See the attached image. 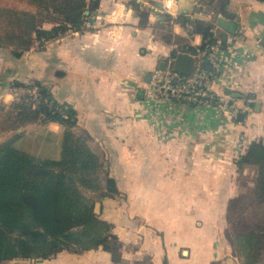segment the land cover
Listing matches in <instances>:
<instances>
[{
    "label": "crops",
    "instance_id": "crops-1",
    "mask_svg": "<svg viewBox=\"0 0 264 264\" xmlns=\"http://www.w3.org/2000/svg\"><path fill=\"white\" fill-rule=\"evenodd\" d=\"M111 1L120 12L114 23L105 14L115 8L110 0L86 10L81 26L93 23V16H108L99 30H66L19 56L13 48H0V106L8 109L15 102L13 83L38 81L54 102L75 112L73 130L87 134L93 151L107 159L105 168L120 191L98 202L99 214L102 207L105 211L102 219L113 224L123 243L121 263L237 264L228 257L227 207L245 191L243 182L251 186L255 174L248 167L240 172L238 156L252 141L264 140V2ZM162 13L176 21L160 20ZM219 18L237 24L228 34H242L236 48H226L227 31L218 26ZM196 20L214 25V43H220L223 56L214 92L245 95L232 97L245 114L243 121L240 114L233 118L215 106L157 102L144 94V83L163 63L167 66L174 51L193 55L203 46ZM50 24L45 30L54 28ZM164 31L171 36L164 37ZM19 129L25 143L38 144L33 149L49 138L59 143L65 131L54 121ZM18 130L0 132V143ZM67 252L16 264H120L102 249Z\"/></svg>",
    "mask_w": 264,
    "mask_h": 264
},
{
    "label": "trees",
    "instance_id": "trees-1",
    "mask_svg": "<svg viewBox=\"0 0 264 264\" xmlns=\"http://www.w3.org/2000/svg\"><path fill=\"white\" fill-rule=\"evenodd\" d=\"M16 1L19 3L0 0V48L13 46L17 56L38 42L56 38L59 31L70 26L80 30L86 10L96 9L99 3ZM23 4L34 11L21 9ZM45 22L56 26L45 30ZM194 23L206 40L201 48L214 44V25L201 20ZM15 84L37 86L40 96L37 100L15 101L8 109L1 105L0 132L51 121L64 125L65 131L59 143L49 138L38 149L25 148L24 133L0 143V264L50 259L63 251L102 249L114 257L119 255L123 243L114 233L113 224L95 212L96 201L84 190L98 192L100 198H114L120 191L90 147L88 135L73 130L75 112L69 107L59 111L63 105L54 102L50 89L38 81ZM236 164L240 172L248 167L255 174L251 186L243 182L245 191L228 203L227 221L231 224L233 218L249 217L252 212L256 219L254 226L227 238L241 257V264H264V140L252 141Z\"/></svg>",
    "mask_w": 264,
    "mask_h": 264
},
{
    "label": "built area",
    "instance_id": "built-area-1",
    "mask_svg": "<svg viewBox=\"0 0 264 264\" xmlns=\"http://www.w3.org/2000/svg\"><path fill=\"white\" fill-rule=\"evenodd\" d=\"M242 34L228 36L226 48L234 49L242 41ZM195 66L192 74H182L169 62L165 68H157L151 73L150 80L143 85L144 94L157 102L174 101L197 106H215L227 110L233 118H237L242 108L235 98L229 95H217L214 92V82L223 63L220 43L207 45L197 49L193 54ZM208 64V65H206ZM14 101L24 98L37 100V86H12ZM68 106L59 108V111Z\"/></svg>",
    "mask_w": 264,
    "mask_h": 264
},
{
    "label": "rangeland",
    "instance_id": "rangeland-1",
    "mask_svg": "<svg viewBox=\"0 0 264 264\" xmlns=\"http://www.w3.org/2000/svg\"><path fill=\"white\" fill-rule=\"evenodd\" d=\"M3 2H6V1H8V2H10V3H13V2H15L16 4H18L19 2H17L16 0H2ZM165 1V4H167L168 3V0H164ZM144 2H148V0H144ZM115 2H112L111 0H110V5H112L113 4V6L115 5L114 4ZM115 8L112 10H109V12H107V13H105V14H107L108 16H109V18H110V22H116L117 20H119V17H120V12H119V10H118V8H116V6H114ZM20 8L21 9H24V10H28V11H34V9H32V8H27V6H25L24 4L23 5H21L20 6ZM144 10V9H143ZM166 10V9H165ZM167 11V10H166ZM144 12V15H146V13L148 14V10L147 9H145V11H143ZM86 15H88L89 16V14H86ZM108 16H105V17H100V19H98L97 17H92V19L94 18V21H93V23H92V21L91 22H89L88 23V25H83V26H81V28L83 29H89V30H91L92 29V27L91 28H89V26H93V28H95V30L97 29V30H99V29H101L103 26H105V25H107V21H106V18H108ZM148 16V15H147ZM158 16H160L159 17V19L160 20H162V21H166L168 18L167 17H169V16H166V14L165 13H162V14H158ZM174 16V15H173ZM171 17H172V15H171ZM175 17H172V18H170V19H168V20H170L169 21V23L168 24H170L172 21H176V19H174ZM103 21V25L101 24V22ZM109 22V21H108ZM50 23H52V22H45L44 24H43V26H42V28L43 29H45V28H47V27H49V26H51V24ZM173 24V23H172ZM52 25L53 26H56V24H54V23H52ZM165 27V26H164ZM166 28V27H165ZM164 28V29H165ZM67 31H77V29H74V28H72L71 26L68 28V30ZM79 31H82V30H79ZM59 32H62L63 33V31H59ZM162 35L164 36V37H167V36H171L170 34H167V32L166 31H164V33H162ZM189 35H191V32H190V34ZM182 37H180V39H181ZM184 38V37H183ZM44 42H47V41H44ZM183 42H184V39H183ZM182 43V42H181ZM37 45H38V47H41V46H43L40 42H38V43H36ZM186 43H185V50H186ZM6 48H14L13 46H9V47H6ZM178 48V47H177ZM179 49V48H178ZM176 55H177V51H174V53H173V56H172V58H170V60L168 61V63L169 62H174V58L176 57ZM12 86H21V85H16L15 83H13L12 85H11V87ZM36 124V123H35ZM19 133H21V132H18V131H16V133H15V135L16 134H19ZM84 134V133H83ZM12 137V136H11ZM6 141V140H5ZM34 143H37V142H34ZM40 143V142H39ZM38 146V144H33V145H31V144H29V143H26L25 144V148H27V149H29V147H31L32 149H33V147H37ZM100 156V158H101V160H102V162L104 163V165H105V167H106V161H105V157L102 155V154H100L99 155ZM107 160V159H106ZM105 175V174H104ZM104 175L102 174V179H103V177H104ZM85 191V193H86V195L88 196V197H91L93 200H95L96 202H98V201H101L102 199H105V200H108L107 199V197H104V198H100V193H98V192H94V191H87V190H84ZM105 211L103 210V207H102V209H101V214L102 213H104ZM97 214H99V213H97ZM101 214H99L100 215V217L102 218V216H101ZM256 216L253 214V212L252 213H250L249 214V217H246V216H240L238 219H236V220H234V218H233V222L230 224L229 222H228V224H227V228H226V237H228V234L229 235H231V236H233V238H235V236H236V234H237V232L239 231H245V230H247L248 229V226H249V228L251 227V226H254V224H255V220H253V219H256L255 218ZM230 232V233H229ZM228 239V241L230 242V240H229V238H227ZM230 244H231V248H232V251L230 252V255L228 256L229 258H231V259H233L234 260V262H237V264L239 263V262H242V259H241V257L234 251V246H233V244L230 242ZM70 251H68L67 253H69ZM85 251H82V252H78V253H84ZM72 253H74V252H72ZM84 254H89V253H84ZM231 255H233L235 258H233ZM88 256H90V255H88ZM114 258V261H116L115 259H117V261L116 262H120V264H123V263H121L122 262V258H123V248L121 249V251H120V253H119V255H117V256H115V257H113ZM32 260H36V259H32ZM39 260V259H38ZM26 262V261H25ZM8 264H16V261H14V262H12V263H8Z\"/></svg>",
    "mask_w": 264,
    "mask_h": 264
},
{
    "label": "water",
    "instance_id": "water-1",
    "mask_svg": "<svg viewBox=\"0 0 264 264\" xmlns=\"http://www.w3.org/2000/svg\"><path fill=\"white\" fill-rule=\"evenodd\" d=\"M158 6L160 8H163L162 3H158ZM86 14H89V11L86 12ZM166 16H169L168 14ZM217 24L220 28L226 30V34L224 35V41L227 40L228 34H234L237 29V24L235 22H231L224 18H219L217 21ZM195 66V57L192 54L183 53L180 52L176 55L173 62V67L176 71L182 73V74H192ZM161 68H165V64L163 63L161 65ZM232 97H238V98H245V95H243L240 92H229ZM244 113L241 112L238 120L243 121L244 120ZM22 131V129H19L18 132ZM95 212L100 213V202H96L95 205Z\"/></svg>",
    "mask_w": 264,
    "mask_h": 264
},
{
    "label": "bare ground",
    "instance_id": "bare-ground-1",
    "mask_svg": "<svg viewBox=\"0 0 264 264\" xmlns=\"http://www.w3.org/2000/svg\"><path fill=\"white\" fill-rule=\"evenodd\" d=\"M170 1H168V3H169ZM168 3L166 4V5H168ZM170 8L173 10L174 8H173V5L171 4L170 5Z\"/></svg>",
    "mask_w": 264,
    "mask_h": 264
}]
</instances>
